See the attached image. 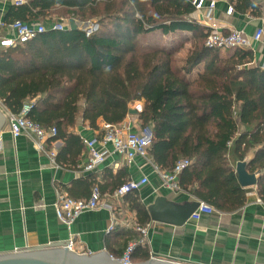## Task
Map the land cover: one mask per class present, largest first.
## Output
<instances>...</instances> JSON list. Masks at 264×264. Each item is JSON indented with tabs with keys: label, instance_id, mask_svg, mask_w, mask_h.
Wrapping results in <instances>:
<instances>
[{
	"label": "trees",
	"instance_id": "1",
	"mask_svg": "<svg viewBox=\"0 0 264 264\" xmlns=\"http://www.w3.org/2000/svg\"><path fill=\"white\" fill-rule=\"evenodd\" d=\"M231 3L238 14L263 16L264 0ZM57 9L75 20L85 12L100 13L98 31L87 37L82 29L54 30L51 17ZM194 13L191 0H27L14 5L5 23H45L47 30L3 48L0 100L17 115L33 103L27 118L47 131L57 129L48 145L63 142L56 163L69 168L77 167L86 149L74 133L80 120L99 131L100 121L120 125L130 116V105L143 102L137 118L141 129L152 131L148 156L153 164L170 173L180 161L191 162L178 177L181 191L219 212L238 211L247 203L248 189L241 186L235 166L252 154L247 169L257 175L255 188L264 201V69L254 64L250 49L223 55L221 49L208 48V29L188 20ZM199 41L202 45L176 66L179 52ZM128 177L122 169L116 176L106 170L104 183L86 178L85 199L95 185L102 196H113L131 181ZM124 197L137 225L150 224L137 191ZM149 259L148 247L138 244L132 262Z\"/></svg>",
	"mask_w": 264,
	"mask_h": 264
},
{
	"label": "crops",
	"instance_id": "2",
	"mask_svg": "<svg viewBox=\"0 0 264 264\" xmlns=\"http://www.w3.org/2000/svg\"><path fill=\"white\" fill-rule=\"evenodd\" d=\"M231 1L218 2L214 21L219 29L224 33L237 29L254 35L261 25L264 8L262 17L236 12L228 15ZM14 5L15 0H0V37L11 38L10 32L1 28V24L5 23L6 15ZM51 18L65 20L54 15ZM76 22L81 28L82 22ZM2 50L0 46V53ZM250 50L254 53V64L264 69V39L254 43ZM0 108L7 116L8 109L1 100ZM125 122L131 124L134 131L141 130L137 116H129ZM103 123L100 121V130L95 131L80 120L74 133L84 142L100 138ZM3 132L6 133L0 154V255L67 243L73 237L84 249V254L106 251L114 258H121L126 247L138 242L141 236L137 230L140 227L136 223L137 215L131 211L125 197L115 198L106 194L103 196L106 207L84 213L70 230L58 220L55 204L59 192L85 199L89 193L85 179L90 176L104 183L106 170H111L116 176L126 169L130 180L149 179V183L141 187L137 194L149 213L153 209L154 219L151 218L150 224L146 225L149 226L146 246L150 259L157 256L185 264H264V204L257 201L256 188H250L248 192H256L257 197L247 198L245 206L236 212L216 210L200 220L191 216L182 226H176L174 222L182 218V211L201 201L189 193L165 187L150 158L138 157L131 166H127L109 145L104 165L97 171L89 172L85 169L87 148L80 156L77 167H63L54 163L48 153L36 149L33 136H22L13 141L8 133V122ZM63 145L61 141L53 142L48 145V152L55 151L57 155ZM249 157L253 158V155ZM159 199L164 202L157 203Z\"/></svg>",
	"mask_w": 264,
	"mask_h": 264
},
{
	"label": "built area",
	"instance_id": "3",
	"mask_svg": "<svg viewBox=\"0 0 264 264\" xmlns=\"http://www.w3.org/2000/svg\"><path fill=\"white\" fill-rule=\"evenodd\" d=\"M221 0H191L195 8V13L188 19L194 21L200 26L208 29L206 38V46L212 49H221L231 51L235 49H250L254 43L262 42L264 39V16L261 18V25L256 29L254 35L250 36L243 30L233 29L228 33H224L219 29L215 23V11L218 2ZM17 6L27 4V0H15ZM232 3H229L227 14L234 13ZM70 20H60L52 24L54 30H70ZM1 28L7 29L11 38L0 37V46L2 48L12 47L17 42H26L37 35L44 33L47 29L41 23H25L17 21L12 24L2 23ZM81 29V28H80ZM99 29L98 23L86 24L82 30L86 32L87 37ZM33 103H28L24 106L20 114H13L7 110L8 133L13 141H17L22 136H33L35 138L34 144L39 152L48 153L54 163H56V152H48V140L57 136V129L49 131L42 128L40 125L32 122L27 118ZM143 108H140L139 113ZM102 137H97L84 142L88 151V162L85 166L86 171L94 172L104 165L109 154L108 146H112L114 152L119 154L125 160L127 166H131L138 157L149 158L148 152L152 144L153 135L150 128L134 131L131 124L126 122L120 125H111L107 123L102 124ZM151 131V132H150ZM5 133L0 134V154L4 148ZM191 162L187 160L180 161L175 169L170 173L160 171L156 166V172L161 177L165 187L171 190H180L178 186V177ZM149 179L143 177L139 181L131 180L122 188L114 193L115 198L124 197L130 192L138 191L141 187L147 185ZM257 197L256 192H248L246 198ZM258 202L264 204V201L257 198ZM106 207L103 201V196L98 185H95L91 192L89 199H75L66 193L59 192L58 199L55 204V212L58 220L67 226L69 230L76 220L86 212L95 211ZM216 212V209L209 204L200 202V207L192 215V219L200 220L204 216H210ZM149 226L138 227L140 233V240L138 242L130 243L124 252L123 256L118 260L123 264H133L132 255L138 244L147 245V238L149 234ZM112 230V229H111ZM67 248L80 254H84V249L77 244L73 237H70L66 243ZM19 252V251H16Z\"/></svg>",
	"mask_w": 264,
	"mask_h": 264
},
{
	"label": "water",
	"instance_id": "4",
	"mask_svg": "<svg viewBox=\"0 0 264 264\" xmlns=\"http://www.w3.org/2000/svg\"><path fill=\"white\" fill-rule=\"evenodd\" d=\"M259 1V0H252ZM70 30H79L80 27L75 19L70 20ZM138 111L129 110V115H138ZM7 123V116L0 108V134L5 128ZM151 132V131H150ZM252 161V157H248L244 162H238L235 170L238 175L239 182L244 189L255 188L257 186V175L250 174L247 167ZM164 202L159 199L157 203ZM200 207V202L192 207L185 208L182 211V218L175 220L176 226H182L187 218H190ZM156 209V206L154 207ZM151 218L153 217V209H150ZM171 212V209H169ZM0 264H123L118 259H115L108 252L103 251L96 254H80L67 248L66 243L51 244L47 246L37 247L22 252H14L9 254L0 255ZM133 264H185L173 260L161 259L153 256L146 262L133 263Z\"/></svg>",
	"mask_w": 264,
	"mask_h": 264
},
{
	"label": "rangeland",
	"instance_id": "5",
	"mask_svg": "<svg viewBox=\"0 0 264 264\" xmlns=\"http://www.w3.org/2000/svg\"><path fill=\"white\" fill-rule=\"evenodd\" d=\"M53 15L54 16H57V17H62L65 20H68L69 19V17H67V16L64 15V11H62V10H58V11L54 12ZM99 17H100V13H94V12H87L86 14L82 15L81 16V19H78L79 22H82L81 25H80L81 26V29L86 24L97 23ZM58 19L59 18H57V20H52L53 21L52 23L58 22ZM42 24L45 25V23H42ZM155 39H158V38L156 37ZM164 42H165V40H164ZM202 43H203L202 41L197 42L196 45H195L194 42L188 43L186 45V47L183 50H181L179 52V54L175 57V64H176V66H182L185 63L187 57L193 51V49H195L197 46L202 45ZM228 52L229 51L223 50L222 54L223 55H227ZM202 69H203V67L201 66L199 68V70L202 71ZM143 106H144L143 102H137L135 104L130 105V109L135 110V111H138ZM134 117H136V116L130 115V118H134Z\"/></svg>",
	"mask_w": 264,
	"mask_h": 264
}]
</instances>
